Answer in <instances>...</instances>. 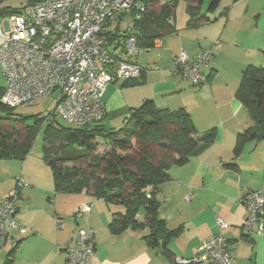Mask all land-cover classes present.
I'll list each match as a JSON object with an SVG mask.
<instances>
[{
    "label": "crops",
    "instance_id": "crops-1",
    "mask_svg": "<svg viewBox=\"0 0 264 264\" xmlns=\"http://www.w3.org/2000/svg\"><path fill=\"white\" fill-rule=\"evenodd\" d=\"M205 17L208 21L194 27L187 26V16L178 23L174 18V31L156 39L150 49H138L139 54L126 48L122 36L128 31L135 34L133 18L139 16L126 13L108 23L107 50L118 60L138 64L143 73L137 83L115 81L105 87L101 123L114 128L131 109L152 100L158 108L185 110L197 138L214 131L213 140L199 141L184 165L169 167L168 180L157 189L158 217L169 230L181 228L168 243V250L174 263L177 259L191 260L202 242L221 233L229 246L231 264H264V241L244 229L246 210L238 201L264 183V140L244 143L241 151L234 153L237 135L257 129L235 92L247 66L264 68V0H231L220 16ZM124 21L127 23L122 30ZM210 49L213 60L203 69L207 78L203 85L192 86L172 73V59L180 50L193 59ZM152 51L157 52L156 65L150 63ZM3 163L0 200L14 188L17 176L29 185L19 190L16 214L17 223L26 231L22 235L10 231L2 241L4 248L11 245L9 250L17 246L13 264H65V247L79 229L85 228L93 231L95 242L94 257L88 264H173L159 247L146 244L143 238L149 233L147 229L110 232L112 215L123 213L121 206H109L98 199L92 205L90 199L94 197L90 194L56 192L52 173L43 160L24 159L18 171L17 165L9 164L12 162ZM86 203L91 204L90 211L77 214ZM56 219L63 221L59 229ZM138 219H144L143 212ZM216 219L226 228L220 229ZM4 259L0 252V264Z\"/></svg>",
    "mask_w": 264,
    "mask_h": 264
},
{
    "label": "trees",
    "instance_id": "trees-1",
    "mask_svg": "<svg viewBox=\"0 0 264 264\" xmlns=\"http://www.w3.org/2000/svg\"><path fill=\"white\" fill-rule=\"evenodd\" d=\"M33 1L28 0L27 4ZM178 1L136 0L145 7L139 14L134 9L129 12L132 17L139 16V19L133 18L135 34H132L137 49H150L156 39L174 31L172 22ZM183 1L187 26L208 21L200 13L205 0ZM207 1V11L211 13L221 2ZM21 9L5 7L0 9V17L18 14ZM3 91L4 86L0 88V160L22 162L30 151L34 135L44 126L42 160L52 173L55 191L90 194L106 205L121 206L123 213L112 215L110 232L119 234L126 229H147L149 233L143 238L146 244L151 248L159 247L162 254L176 264L167 246L181 233V228L169 230L158 217L157 189L168 180L169 167L184 165L199 141L209 143L213 140L214 131L197 138L185 110L158 108L152 100H145L131 109L117 130L101 122L78 128L62 127L54 122L52 113L30 120L14 116V109L1 103ZM235 97L257 125V129L237 135L234 147L237 155L244 143L264 140V68L247 66L242 71ZM92 128L95 130L89 131ZM227 167L235 168V165ZM142 212L144 219L139 220ZM16 247L7 252L1 264H13Z\"/></svg>",
    "mask_w": 264,
    "mask_h": 264
},
{
    "label": "built area",
    "instance_id": "built-area-1",
    "mask_svg": "<svg viewBox=\"0 0 264 264\" xmlns=\"http://www.w3.org/2000/svg\"><path fill=\"white\" fill-rule=\"evenodd\" d=\"M133 9L138 14L145 11L136 0H34L18 14L0 17L1 103L16 109L55 93L54 117L78 127L102 122L105 87L115 81L138 82L142 78L143 69L134 62L118 60L107 50L104 38L108 23ZM122 36L126 48L139 54L133 35L128 31ZM212 60L211 49L193 59L180 50L172 59V73L199 87L207 81L203 69ZM14 183L0 200V242L10 231L21 235L26 231L17 223L16 214L19 190L29 185L20 176ZM238 201L246 210L244 229L264 241V183ZM90 209L91 204H83L77 214ZM55 222L56 229L62 227L61 219ZM216 224L226 228L219 219ZM94 252L93 231L79 229L64 249L65 264H88ZM176 264H231L227 240L218 233L202 242L194 258L177 259Z\"/></svg>",
    "mask_w": 264,
    "mask_h": 264
},
{
    "label": "rangeland",
    "instance_id": "rangeland-1",
    "mask_svg": "<svg viewBox=\"0 0 264 264\" xmlns=\"http://www.w3.org/2000/svg\"><path fill=\"white\" fill-rule=\"evenodd\" d=\"M231 0H221L218 9L211 13L207 11L208 8V1L205 0L202 4V6L200 7V13L203 16H220V13L224 10V8L226 7V5L228 4V2H230ZM28 2V0H3L0 4V9H3L5 7H9L12 9H19L21 7H23L24 5H26ZM130 16V15H129ZM187 16L186 15V3L183 0H179L176 7H175V12H174V18H175V23H178L181 19H184V17ZM129 19L125 20L128 21ZM1 21V20H0ZM123 22L121 25V29L124 30L126 23L127 22ZM1 24V22H0ZM157 52L152 51L150 53L152 61L150 62L155 63V65L157 64L156 62V55ZM149 53H144L143 55L146 56ZM140 57H138L137 59H139ZM141 63V61H140ZM153 65V64H152ZM4 86V81H3V77L1 75V68H0V88ZM55 104V93H51V94H47L45 96H43L42 98L38 99L33 105L31 106H21L18 107L16 109H14L12 112L14 114V116L16 117H25L28 118V120H30L29 118L37 116L39 118H44L46 116H48L52 109L53 106ZM54 122L62 127H71V128H78V126H74V125H70L65 121H62L61 119L55 117ZM29 124L31 123V121L28 122ZM101 125H103L101 123ZM105 127H109L108 125H103ZM122 126V123L117 124L116 126L114 125V129L117 130ZM43 129L44 126L37 131V133L34 135L33 141H32V145L30 148V151L27 155V157L25 158V160H42V147H43V142H42V135H43ZM0 162H4L3 164L7 163V162H12L9 164H15L18 166V164L21 165L22 162L20 161H14V160H10V161H0ZM19 169V166L17 168V171ZM85 194V193H83ZM90 201L96 204V199L91 198ZM96 206V205H95ZM11 245L8 243V245H6V248H4L3 243L0 242V252L2 253V255L7 254V252L9 251Z\"/></svg>",
    "mask_w": 264,
    "mask_h": 264
},
{
    "label": "water",
    "instance_id": "water-1",
    "mask_svg": "<svg viewBox=\"0 0 264 264\" xmlns=\"http://www.w3.org/2000/svg\"><path fill=\"white\" fill-rule=\"evenodd\" d=\"M91 130H95V129H93V128L92 129H89V131H91Z\"/></svg>",
    "mask_w": 264,
    "mask_h": 264
}]
</instances>
